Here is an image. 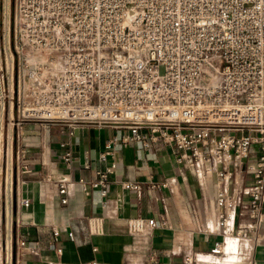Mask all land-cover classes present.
Wrapping results in <instances>:
<instances>
[{
	"label": "built area",
	"instance_id": "built-area-1",
	"mask_svg": "<svg viewBox=\"0 0 264 264\" xmlns=\"http://www.w3.org/2000/svg\"><path fill=\"white\" fill-rule=\"evenodd\" d=\"M11 6L0 82L16 110L15 125L123 130L107 143L101 163L119 146H169L177 164L199 177L216 176L223 240L212 255L224 254L225 240H264V0H11ZM72 160L71 152L63 156L66 164ZM236 161H247L252 177L247 208L237 214L232 192L241 185L228 167ZM91 165L87 160L83 167ZM116 169L113 161L97 170L92 188L107 196ZM3 178L0 264H18L27 242L16 238V210L30 200L7 152ZM66 193L67 184H60V195ZM237 216L250 224L236 225ZM163 226L153 219L130 222L133 233ZM89 228L100 233V219H89Z\"/></svg>",
	"mask_w": 264,
	"mask_h": 264
},
{
	"label": "crops",
	"instance_id": "crops-1",
	"mask_svg": "<svg viewBox=\"0 0 264 264\" xmlns=\"http://www.w3.org/2000/svg\"><path fill=\"white\" fill-rule=\"evenodd\" d=\"M11 11V0H0V64L4 56L1 37ZM2 75L0 71V81ZM17 120L0 82V262L7 152L9 162L13 158L22 195L30 200L28 208L16 210V238L27 242L18 264H264V240L255 235L225 240L224 254H211L214 244L223 240L218 227L216 176L199 177L187 165L177 164L171 147L159 144L145 150L140 144L119 146L109 162L101 163L99 157L107 143L123 130L33 121L19 126L14 124ZM68 152L73 154L70 164L63 161ZM87 160L92 163L89 170L83 167ZM113 161L117 169L110 176L109 193L104 197L92 183L96 171ZM23 165L29 166V173H23ZM247 165V161H236L228 166L241 185L232 192L236 214L248 204L246 192L252 177ZM62 183L67 184L66 195H60ZM65 198L67 204L62 203ZM91 218L100 219V233L90 232ZM135 219H153L164 226L133 233L130 222ZM235 224L246 226L250 220L237 216ZM261 226L264 229V213ZM54 231L59 232L56 239Z\"/></svg>",
	"mask_w": 264,
	"mask_h": 264
},
{
	"label": "rangeland",
	"instance_id": "rangeland-1",
	"mask_svg": "<svg viewBox=\"0 0 264 264\" xmlns=\"http://www.w3.org/2000/svg\"><path fill=\"white\" fill-rule=\"evenodd\" d=\"M12 2H13V0H12ZM3 187H4V178H3Z\"/></svg>",
	"mask_w": 264,
	"mask_h": 264
}]
</instances>
